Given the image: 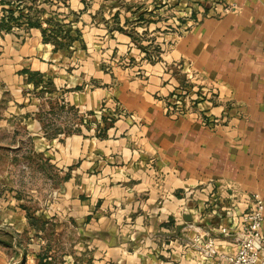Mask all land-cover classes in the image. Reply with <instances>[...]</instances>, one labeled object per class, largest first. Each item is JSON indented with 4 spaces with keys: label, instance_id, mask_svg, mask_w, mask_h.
Wrapping results in <instances>:
<instances>
[{
    "label": "crops",
    "instance_id": "1",
    "mask_svg": "<svg viewBox=\"0 0 264 264\" xmlns=\"http://www.w3.org/2000/svg\"><path fill=\"white\" fill-rule=\"evenodd\" d=\"M29 1L0 4L21 17L0 38V106L52 195L44 212L15 209L0 264L222 262L197 235L234 254L218 229L247 194L264 204V0ZM34 15L62 19L69 45L25 27ZM36 219L76 242L41 249Z\"/></svg>",
    "mask_w": 264,
    "mask_h": 264
},
{
    "label": "rangeland",
    "instance_id": "2",
    "mask_svg": "<svg viewBox=\"0 0 264 264\" xmlns=\"http://www.w3.org/2000/svg\"><path fill=\"white\" fill-rule=\"evenodd\" d=\"M3 1L0 0V4H8L9 8L13 9H15L14 5L19 2V0H8V3H6L7 0L4 3ZM35 3L37 5V2ZM42 3L47 4L48 1L42 0ZM11 12L13 18H17L19 21L16 12L14 10ZM6 15H9V12L5 14L0 10V20L6 18ZM17 20L7 23L8 31L0 28V38L2 35L15 33V30L20 29ZM157 52L158 50L153 48L152 53L156 54ZM3 107L4 105L0 106V230L12 231L11 224L7 225L6 223L17 224L16 219L8 220L9 217L14 218L16 208H20V211L23 210L30 216L48 209L47 203L51 200L52 195V189L48 187V182H53V179L47 175L49 174L48 169L44 172L39 169V162L31 155L27 140L19 141L23 137L21 128L15 123V120L7 119L6 122ZM15 147L19 148L15 150ZM16 200L23 209L19 207V204L16 205ZM44 221L46 223L42 224L43 229H38L40 234L37 236V239L42 242L41 249L46 250L49 247L51 250H57L59 246L62 247V244L76 242L75 233L70 232L65 224ZM36 222V226H40L41 221ZM23 240L25 242V239ZM42 252L44 253V251Z\"/></svg>",
    "mask_w": 264,
    "mask_h": 264
},
{
    "label": "built area",
    "instance_id": "3",
    "mask_svg": "<svg viewBox=\"0 0 264 264\" xmlns=\"http://www.w3.org/2000/svg\"><path fill=\"white\" fill-rule=\"evenodd\" d=\"M181 96L175 104L179 105ZM263 200L257 193H250L244 197L238 221L232 227H220L218 234L225 238H233L236 251L232 255H224L216 252L214 239L203 236H195L193 243L202 244V249L209 255L217 256L221 261L215 264H264V237L261 227L264 223ZM227 210V209H226Z\"/></svg>",
    "mask_w": 264,
    "mask_h": 264
},
{
    "label": "trees",
    "instance_id": "4",
    "mask_svg": "<svg viewBox=\"0 0 264 264\" xmlns=\"http://www.w3.org/2000/svg\"><path fill=\"white\" fill-rule=\"evenodd\" d=\"M9 15H6L3 20H0V28L8 31V26L7 23L9 21H16L17 18H13L12 16V12L9 10ZM18 18L20 19V15L18 16ZM54 17H51V19H48L45 21V23L47 24V28H41L40 22L37 18H29L27 16L24 17V23H25V27L27 28H36L39 29L41 36H42V41L45 43H50L51 45H53L55 48L57 47H62L64 45L63 40L65 41V45L68 46L70 43V40H72L73 38L69 35V30H65L62 27H60L55 21H54ZM18 21V20H17ZM31 75V74H30ZM36 76V74H32V77ZM35 79V78H34ZM30 80V78H29ZM35 82V81H33ZM48 127L49 124L47 125ZM39 169L42 170L43 172L46 171V169L49 170V167L46 166V162H42L40 161L39 163ZM49 177H51L53 179V175L51 174L50 170H49V174H47ZM36 221H41L40 226H36L37 222ZM29 223L31 224V226L36 227L37 229H43V223L45 224L46 221L38 219V220H34V221H29ZM47 257H39V262L38 264H49V262L45 259Z\"/></svg>",
    "mask_w": 264,
    "mask_h": 264
},
{
    "label": "water",
    "instance_id": "5",
    "mask_svg": "<svg viewBox=\"0 0 264 264\" xmlns=\"http://www.w3.org/2000/svg\"><path fill=\"white\" fill-rule=\"evenodd\" d=\"M183 219H184L185 221H189V217H187V216H184Z\"/></svg>",
    "mask_w": 264,
    "mask_h": 264
}]
</instances>
